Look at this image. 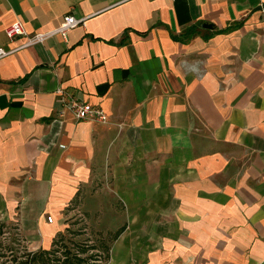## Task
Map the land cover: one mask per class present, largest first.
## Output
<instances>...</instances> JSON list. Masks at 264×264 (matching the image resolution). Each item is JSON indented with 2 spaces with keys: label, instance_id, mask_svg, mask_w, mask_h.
Segmentation results:
<instances>
[{
  "label": "crops",
  "instance_id": "crops-1",
  "mask_svg": "<svg viewBox=\"0 0 264 264\" xmlns=\"http://www.w3.org/2000/svg\"><path fill=\"white\" fill-rule=\"evenodd\" d=\"M262 11L0 0L4 50L24 41L5 33L15 22L32 35L81 20L0 59V235L48 255L87 231L100 264H264ZM59 88L106 122L76 120Z\"/></svg>",
  "mask_w": 264,
  "mask_h": 264
},
{
  "label": "rangeland",
  "instance_id": "rangeland-1",
  "mask_svg": "<svg viewBox=\"0 0 264 264\" xmlns=\"http://www.w3.org/2000/svg\"><path fill=\"white\" fill-rule=\"evenodd\" d=\"M79 220V219H78ZM81 223H85L81 218ZM83 232V231H82ZM60 239V240H59ZM48 255L39 259V251H28L22 244L20 236L13 232L0 235V264H100L106 255L90 247L94 244V234L89 232L66 234L59 238ZM36 256V257H35ZM34 257V258H33ZM33 258V259H32ZM41 260V261H38Z\"/></svg>",
  "mask_w": 264,
  "mask_h": 264
},
{
  "label": "built area",
  "instance_id": "built-area-1",
  "mask_svg": "<svg viewBox=\"0 0 264 264\" xmlns=\"http://www.w3.org/2000/svg\"><path fill=\"white\" fill-rule=\"evenodd\" d=\"M263 12V11H262ZM264 14V12H263ZM81 20H77L71 15L64 16L60 25L54 30L48 32H40L36 34H28L22 23L15 22L6 28L5 33L8 38L22 37L24 41L17 47L4 50L0 48V59L5 58L11 54L16 53L17 51L29 48L34 44L42 43L47 38L61 35H65L73 28L77 27L80 24ZM56 94L60 98V103L63 109L70 111L76 120H94L99 123H105L107 120L106 114L98 107L93 106L92 104L86 102H80L71 94L63 91L62 89H57ZM63 110L59 111V115L62 116ZM48 222H51V217L47 218Z\"/></svg>",
  "mask_w": 264,
  "mask_h": 264
},
{
  "label": "trees",
  "instance_id": "trees-1",
  "mask_svg": "<svg viewBox=\"0 0 264 264\" xmlns=\"http://www.w3.org/2000/svg\"><path fill=\"white\" fill-rule=\"evenodd\" d=\"M46 255V254H45ZM43 256H44V254H42V253H38V257H39V259H42L43 258ZM36 257V256H35ZM34 258V257H33ZM32 258V259H33ZM38 261H41V260H38Z\"/></svg>",
  "mask_w": 264,
  "mask_h": 264
},
{
  "label": "water",
  "instance_id": "water-1",
  "mask_svg": "<svg viewBox=\"0 0 264 264\" xmlns=\"http://www.w3.org/2000/svg\"><path fill=\"white\" fill-rule=\"evenodd\" d=\"M204 28H211V25H203Z\"/></svg>",
  "mask_w": 264,
  "mask_h": 264
}]
</instances>
